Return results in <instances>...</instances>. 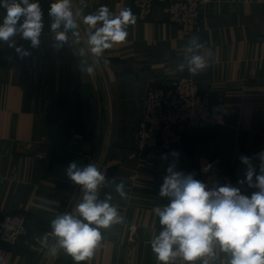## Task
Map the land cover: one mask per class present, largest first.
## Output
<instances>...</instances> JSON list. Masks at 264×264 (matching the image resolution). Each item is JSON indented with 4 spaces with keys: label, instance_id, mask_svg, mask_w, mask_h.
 Instances as JSON below:
<instances>
[{
    "label": "crops",
    "instance_id": "obj_1",
    "mask_svg": "<svg viewBox=\"0 0 264 264\" xmlns=\"http://www.w3.org/2000/svg\"><path fill=\"white\" fill-rule=\"evenodd\" d=\"M39 2L44 12L40 47L32 49L29 41L15 37L17 47L32 53L21 60L0 42V217L22 214L27 224L16 246L0 249V264H74L63 250L54 259L48 252L56 243L51 221L74 213L83 195L66 175L71 162L98 164L106 177L98 199L111 196L125 217L103 230L94 258L80 264H158L150 241L161 226L153 209L169 203L159 193L170 164L201 181L205 166L212 164L231 172V185L243 194L256 190L238 181L246 171L240 157L257 165L264 150V0H209L200 7L202 29L189 36L160 5L140 18L133 0H73L74 10H83L82 37L89 31L83 15L102 5L114 14L130 8L137 17L126 42L106 50L103 59L109 63L102 59L92 74L82 72L79 50L86 45L74 44L71 32L68 44L54 46L48 16L53 0ZM194 36L204 45L201 53L213 52L197 75L177 69L191 55L186 49ZM179 76H190L198 93L208 95L216 122L187 130L171 151L139 152L134 135L142 94ZM173 151L179 155L173 157ZM121 181L126 199L115 191Z\"/></svg>",
    "mask_w": 264,
    "mask_h": 264
},
{
    "label": "clouds",
    "instance_id": "obj_2",
    "mask_svg": "<svg viewBox=\"0 0 264 264\" xmlns=\"http://www.w3.org/2000/svg\"><path fill=\"white\" fill-rule=\"evenodd\" d=\"M0 9L3 10L0 42L14 48L21 60L30 57L32 53L17 47L14 38L19 36L29 41L32 49L40 47L44 12L39 0H0ZM82 11L74 10L73 0H53L48 9L50 29L57 50L69 43L70 32L75 38L74 44L86 45L79 50L84 65L82 72L92 74L106 50L126 42L127 28L136 23L137 17L130 8L114 14L102 5L95 13L83 15L82 23L89 31L82 37L78 31ZM201 49L204 45L199 38L192 37L186 49L191 55L185 56V62L177 66L178 71L187 68L192 75L204 71L213 52L207 49L203 54ZM86 56L90 59H85ZM103 62L109 63L107 59ZM77 67L80 69L79 64ZM171 155L179 154L173 151ZM257 158L258 164L254 165L252 158L240 157L246 171L238 183L256 189L251 194H243L241 188L231 184L209 188L205 182L195 179L194 173L185 175L175 170V164L168 166L159 194L168 198L169 203L153 209L161 226L158 235L150 241L158 264H177V261L182 264H217V261L219 264H264V150ZM211 169L212 164L205 166V171ZM66 175L82 188L83 195L74 213L58 215L51 221V235L56 243L48 252L54 259L58 251L63 250L74 264H80L94 258L102 245L103 230L124 223L125 217L118 206L111 203V196L98 199V190L106 183L98 164L80 167L77 162H71ZM115 191L121 198H127L123 181L115 185ZM41 244L47 246V234L41 238Z\"/></svg>",
    "mask_w": 264,
    "mask_h": 264
},
{
    "label": "built area",
    "instance_id": "obj_3",
    "mask_svg": "<svg viewBox=\"0 0 264 264\" xmlns=\"http://www.w3.org/2000/svg\"><path fill=\"white\" fill-rule=\"evenodd\" d=\"M208 1L133 0L140 18H146L156 5H160L183 35H191L201 30L200 7ZM214 122L216 119L211 112L208 95L198 93L197 85L190 76L176 77L164 86L145 91L135 136L137 150L171 151L181 141L184 132ZM232 179L231 172L221 167H213L204 175L202 181L211 188L231 184ZM26 230V219L22 214L1 215L0 249L16 246Z\"/></svg>",
    "mask_w": 264,
    "mask_h": 264
},
{
    "label": "rangeland",
    "instance_id": "obj_4",
    "mask_svg": "<svg viewBox=\"0 0 264 264\" xmlns=\"http://www.w3.org/2000/svg\"><path fill=\"white\" fill-rule=\"evenodd\" d=\"M206 4V3H205ZM201 25H202V20H201ZM179 28V27H178ZM180 29V28H179ZM202 29V28H201ZM200 31V30H199ZM198 32V31H197ZM195 33V32H194ZM193 34V33H192ZM184 36H189V35H184ZM169 81H171V80H169ZM150 88H155V87H150ZM149 89V88H148ZM147 90V89H146ZM144 93H145V91H144ZM144 93L142 94V96H141V100H140V105L142 106V99H143V95H144ZM140 114H141V111H140ZM137 130V129H136ZM135 136H136V131H135V135H134V140H135ZM136 142V141H135Z\"/></svg>",
    "mask_w": 264,
    "mask_h": 264
}]
</instances>
